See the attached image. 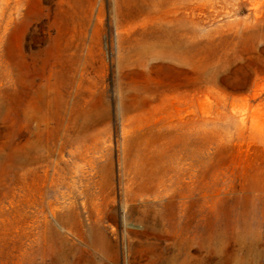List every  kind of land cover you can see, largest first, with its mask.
Masks as SVG:
<instances>
[{
	"label": "rangeland",
	"instance_id": "rangeland-1",
	"mask_svg": "<svg viewBox=\"0 0 264 264\" xmlns=\"http://www.w3.org/2000/svg\"><path fill=\"white\" fill-rule=\"evenodd\" d=\"M0 264H264V0H0Z\"/></svg>",
	"mask_w": 264,
	"mask_h": 264
}]
</instances>
